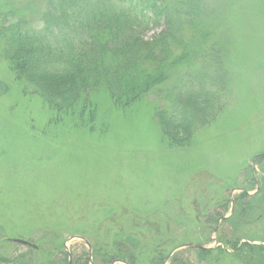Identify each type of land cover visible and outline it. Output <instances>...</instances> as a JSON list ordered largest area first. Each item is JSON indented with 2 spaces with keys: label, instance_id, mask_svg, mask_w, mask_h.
<instances>
[{
  "label": "rangeland",
  "instance_id": "374dc122",
  "mask_svg": "<svg viewBox=\"0 0 264 264\" xmlns=\"http://www.w3.org/2000/svg\"><path fill=\"white\" fill-rule=\"evenodd\" d=\"M203 2L205 45L224 61L229 91L185 146L168 141L156 115L166 104L154 94L123 110L100 90L85 128L74 116L57 120L40 95L24 91L0 36V256L22 264H69L70 255L72 264L130 257L157 264L164 255L170 264L186 242L230 252L226 241L264 242V0ZM8 7L0 0V16ZM246 250L175 254L184 264H264V247Z\"/></svg>",
  "mask_w": 264,
  "mask_h": 264
},
{
  "label": "trees",
  "instance_id": "16d2710c",
  "mask_svg": "<svg viewBox=\"0 0 264 264\" xmlns=\"http://www.w3.org/2000/svg\"><path fill=\"white\" fill-rule=\"evenodd\" d=\"M1 14L3 54L24 91L40 95L57 120L61 113L62 119L76 117L77 127L95 119L91 95L100 90L123 110L154 94L166 104L156 115L168 141L185 146L197 125L218 115L219 94L229 91L224 61L205 45L203 0H9ZM161 26L159 34L144 37ZM171 127L183 129L187 138L172 135ZM226 246L232 251L196 250L204 258L215 250L218 256L240 255L264 247L239 241ZM177 256L170 264H184ZM125 259L135 263L134 257ZM164 260L161 255L156 263ZM9 262L22 264L0 256V263Z\"/></svg>",
  "mask_w": 264,
  "mask_h": 264
},
{
  "label": "water",
  "instance_id": "95a60500",
  "mask_svg": "<svg viewBox=\"0 0 264 264\" xmlns=\"http://www.w3.org/2000/svg\"><path fill=\"white\" fill-rule=\"evenodd\" d=\"M16 242H20V243H23V244H30L28 241H25V240H22V239H15ZM192 245H196V244H192Z\"/></svg>",
  "mask_w": 264,
  "mask_h": 264
},
{
  "label": "flooded vegetation",
  "instance_id": "af4514ba",
  "mask_svg": "<svg viewBox=\"0 0 264 264\" xmlns=\"http://www.w3.org/2000/svg\"><path fill=\"white\" fill-rule=\"evenodd\" d=\"M232 201H234L233 199H231ZM222 218H225L226 219V216H223ZM223 220V219H221ZM168 256L165 257V260L163 262H165L167 260Z\"/></svg>",
  "mask_w": 264,
  "mask_h": 264
}]
</instances>
